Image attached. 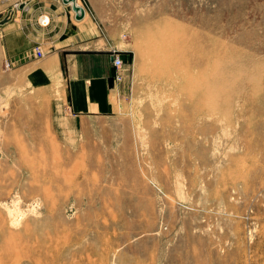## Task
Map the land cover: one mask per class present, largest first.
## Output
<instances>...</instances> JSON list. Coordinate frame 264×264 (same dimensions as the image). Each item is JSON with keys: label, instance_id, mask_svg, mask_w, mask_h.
Masks as SVG:
<instances>
[{"label": "rangeland", "instance_id": "374dc122", "mask_svg": "<svg viewBox=\"0 0 264 264\" xmlns=\"http://www.w3.org/2000/svg\"><path fill=\"white\" fill-rule=\"evenodd\" d=\"M80 2L132 45L117 112L0 54V264H264V0Z\"/></svg>", "mask_w": 264, "mask_h": 264}, {"label": "crops", "instance_id": "0c3cea01", "mask_svg": "<svg viewBox=\"0 0 264 264\" xmlns=\"http://www.w3.org/2000/svg\"><path fill=\"white\" fill-rule=\"evenodd\" d=\"M82 6L84 15L77 19L61 0H0V10L6 9L0 14V54L13 79L44 98L60 97L71 127L92 136L96 123L117 112L123 80L113 79V52L126 64L134 51L119 31Z\"/></svg>", "mask_w": 264, "mask_h": 264}, {"label": "built area", "instance_id": "2783aa9c", "mask_svg": "<svg viewBox=\"0 0 264 264\" xmlns=\"http://www.w3.org/2000/svg\"><path fill=\"white\" fill-rule=\"evenodd\" d=\"M63 1V0H62ZM80 2V0H78ZM77 3V1H76ZM78 5L82 6V3L80 2ZM83 7V6H82ZM43 22H46L45 21V17L42 19ZM41 51L38 52V55H40ZM112 64H113V67H114V72H113V79L116 81V82H121L124 77H125V63L122 59V57L113 52V55H112Z\"/></svg>", "mask_w": 264, "mask_h": 264}, {"label": "water", "instance_id": "95a60500", "mask_svg": "<svg viewBox=\"0 0 264 264\" xmlns=\"http://www.w3.org/2000/svg\"><path fill=\"white\" fill-rule=\"evenodd\" d=\"M64 3H70L72 10L76 13L75 17L77 19H80L84 15V8L76 3V0H63ZM10 17V14L8 17L4 18L1 22H6Z\"/></svg>", "mask_w": 264, "mask_h": 264}, {"label": "bare ground", "instance_id": "6f19581e", "mask_svg": "<svg viewBox=\"0 0 264 264\" xmlns=\"http://www.w3.org/2000/svg\"><path fill=\"white\" fill-rule=\"evenodd\" d=\"M62 1V0H61ZM77 1V4H79V2H78V0H76ZM66 4H70V3H66ZM71 5V4H70ZM46 21H48L47 19H46Z\"/></svg>", "mask_w": 264, "mask_h": 264}]
</instances>
